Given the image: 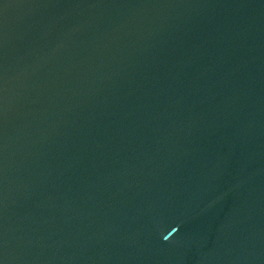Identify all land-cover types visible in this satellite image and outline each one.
I'll list each match as a JSON object with an SVG mask.
<instances>
[{
    "label": "water",
    "instance_id": "water-1",
    "mask_svg": "<svg viewBox=\"0 0 264 264\" xmlns=\"http://www.w3.org/2000/svg\"><path fill=\"white\" fill-rule=\"evenodd\" d=\"M0 264H264V0H0Z\"/></svg>",
    "mask_w": 264,
    "mask_h": 264
}]
</instances>
